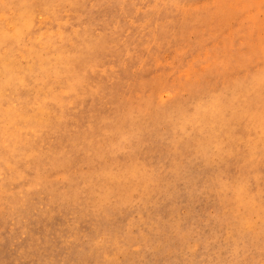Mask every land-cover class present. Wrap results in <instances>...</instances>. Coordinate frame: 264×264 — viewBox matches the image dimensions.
<instances>
[{
  "label": "rangeland",
  "instance_id": "1",
  "mask_svg": "<svg viewBox=\"0 0 264 264\" xmlns=\"http://www.w3.org/2000/svg\"><path fill=\"white\" fill-rule=\"evenodd\" d=\"M0 36V264H264V0H0Z\"/></svg>",
  "mask_w": 264,
  "mask_h": 264
},
{
  "label": "bare ground",
  "instance_id": "2",
  "mask_svg": "<svg viewBox=\"0 0 264 264\" xmlns=\"http://www.w3.org/2000/svg\"><path fill=\"white\" fill-rule=\"evenodd\" d=\"M162 3H163V2H162ZM57 4H58V3H57ZM48 8H49V7H48ZM50 8H51V7H50ZM93 8H94V7H93ZM184 8H185V7H184ZM54 9H55V8H54ZM56 9H57V8H56ZM36 10H37V9H36ZM52 10H53V9H52ZM95 10H96V9H95ZM185 10H186V9H185ZM68 12H69V11H68ZM17 13H18V12H17ZM58 15H59V14H58ZM66 15H67V14H66ZM70 15H71V14H70ZM75 15H76V14H75ZM78 15H79V14H78ZM20 16H21V15H20ZM22 17H24V15H23ZM42 19H43V18H42ZM73 20H74V19H73ZM14 21H15V20H14ZM35 21L37 22V20H35ZM40 21H41V20H40ZM44 21H45V20H44ZM53 23H54V22H53ZM61 24H62V22H61ZM55 25H56V24H55ZM38 26H39V25H38ZM32 27H33V26H32ZM12 28H13V27H12ZM12 28H11V29H12ZM17 28H18V27H17ZM45 28H46V27H45ZM47 28H48V27H47ZM75 29H76V28H75ZM76 30H77V29H76ZM30 31H31V30H30ZM12 32H13V31H12ZM56 32H57V31H56ZM50 33H51V32H50ZM33 34H34V33H33ZM40 34H41V33H40ZM58 36H59V35H58ZM0 37H1V36H0ZM25 37H26V36H25ZM32 37H33V36H32ZM46 37H47V36H46ZM60 37H62V36H60ZM28 38H29V37H28ZM50 38H51V37H50ZM54 38H55V37H54ZM1 40H2V39H1ZM3 40H4V39H3ZM58 40H59V39H58ZM6 41H7V40H6ZM26 41H27V40H26ZM26 41L24 40V42H26ZM28 41H29V40H28ZM3 43H6V42H3ZM8 43H9V42H8ZM73 43H74V42H73ZM8 45H10V44H8ZM12 46H13V45H12ZM15 46H16V45H15ZM67 46H68V45H67ZM52 47H53V46H52ZM1 48H2V47H1ZM6 48H7V47H6ZM70 48H71V47H70ZM27 49H28V46H27ZM2 50H3V49H2ZM2 50H1V51H2ZM69 50H70V49H69ZM14 53H15V52H14ZM7 54H8V53H7ZM25 54H26V53H25ZM26 56H27V55H26ZM2 57H3V56H2ZM27 57H28V56H27ZM14 58H15V57H14ZM3 69H4V68H3ZM3 77H4V76H3ZM3 77H2V78H3ZM5 79H6V78H5ZM2 83H3V82H2ZM1 86H2V85H1ZM4 86H5V85H4ZM0 94H1V93H0ZM2 97H3V96H2ZM1 99H2V98H1ZM1 99H0V100H1ZM259 112H260V111H259ZM246 119H247V118H246ZM255 119H256V118H255ZM255 119H254V120H255ZM252 120H253V119H252ZM256 120H257V119H256ZM251 122H252V121H251ZM176 123H177V122H176ZM244 124H245V123H244ZM257 124H258V123H257ZM257 124H256V126H257ZM202 125H203V124H202ZM256 126H255V127H256ZM243 127H244V126H243ZM255 129H257V128H255ZM262 130H263V129H262ZM250 131H251V130H250ZM253 131H254V130H253ZM258 132H259V131H258ZM263 132H264V131H263ZM248 134H249V133H248ZM248 134H247V135H248ZM260 135H261V134H260ZM256 136H257V134H256ZM254 137H255V135H254ZM254 137H253V138H254ZM240 143H241V142H240ZM237 144H238V143H237ZM259 145H260V144H259ZM259 145H258V146H259ZM252 149H253V148H252ZM253 156H254V155H253ZM251 157H252V156H251ZM258 158H259V157H258ZM250 159H251V158H250ZM243 162H244V161H243ZM243 164H245V163H243ZM235 177H236V176H235ZM219 180H220V179H219ZM220 181H221V180H220ZM221 182H222V181H221ZM223 182H224V181H223ZM237 183H238V182H237ZM228 185H229V184H228ZM229 186H230V185H229ZM237 188H238V187H237ZM234 193H235V192H234ZM244 194H245V192H244ZM233 195H234V194H233ZM242 200H243V199H242ZM252 206H253V205H252ZM243 209H244V208H243ZM253 209H254V208H253ZM253 209H252V211H253ZM254 210H255V209H254ZM246 211H247V210H246ZM248 211H249V209H248ZM256 211H257V210H256Z\"/></svg>",
  "mask_w": 264,
  "mask_h": 264
}]
</instances>
